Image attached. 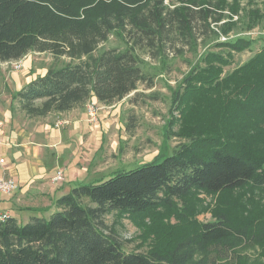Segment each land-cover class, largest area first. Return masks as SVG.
<instances>
[{"label": "trees", "instance_id": "trees-1", "mask_svg": "<svg viewBox=\"0 0 264 264\" xmlns=\"http://www.w3.org/2000/svg\"><path fill=\"white\" fill-rule=\"evenodd\" d=\"M225 7L219 0H0V63H18L32 52L54 59L15 95L27 118L81 110L93 97L113 105L140 85L153 88L143 56L165 60L170 49L198 58L190 77L217 84L223 115L215 133L199 134L161 160L75 186L48 218L9 216L0 223V264H217L212 256L223 260L238 247H264L263 219L227 213L147 253L129 252L112 228L105 231L113 212L142 218L195 192L264 191V38L253 47L252 38L229 37L256 28L259 10L239 16V25L223 23ZM232 11L239 15L238 6ZM111 37L119 45L102 50ZM246 45L251 57L239 63ZM63 57L69 62L55 65Z\"/></svg>", "mask_w": 264, "mask_h": 264}, {"label": "rangeland", "instance_id": "rangeland-1", "mask_svg": "<svg viewBox=\"0 0 264 264\" xmlns=\"http://www.w3.org/2000/svg\"><path fill=\"white\" fill-rule=\"evenodd\" d=\"M219 1L226 3L225 9L221 11L223 23L235 22L240 25L239 16L247 14L248 17L251 11L259 10V25L256 28L249 32L232 31L229 37L241 35L252 38L253 42L250 40L248 46L261 45V38H264V0ZM233 5L238 6L239 15H234ZM225 39L226 37L221 36L222 41ZM118 45L119 41L111 37L101 49ZM180 47L181 45H178V48ZM169 51L165 60L154 59L146 54L143 56L144 69L154 80L153 88L140 85L136 94L129 95L113 105L101 104L93 97L91 101H94L98 108L96 121L89 119L87 105L83 109L86 110L91 124L99 121L100 112L106 116L103 124L110 123L107 127L109 130L106 128L104 135V155L99 157L104 160L100 164L103 170L101 175L105 179L119 171L135 170L153 160H161L171 154L178 145L200 137L199 134L207 136L215 133V123L223 119L220 113L222 105L218 106V94L221 89H218L215 82L212 85L197 82L196 78H201L200 74L190 77L198 58L188 51L180 56L172 49ZM202 51L201 47L199 53ZM30 54L32 57H38L33 60L35 70L40 67L48 70L54 63V59L48 54ZM250 57L251 53L246 45L237 60L242 63ZM61 61L55 65L61 66L69 62V59L63 57ZM9 64L6 65L7 69L15 70L21 67L19 63ZM177 93L183 94L182 100L178 101ZM224 93L227 94V90H224ZM128 123H131V128H127ZM219 213L233 214L235 220H264V191L243 188L223 196L195 192L172 206L160 207L142 218L113 212L106 216L108 228L105 231L110 233L112 228L129 252L147 253L157 248L167 249L174 242L198 229L201 224L214 220ZM44 217L48 218L49 215ZM263 250L264 247L255 244L238 247L223 260H217V257L212 255L210 257L212 256L217 264H264Z\"/></svg>", "mask_w": 264, "mask_h": 264}, {"label": "crops", "instance_id": "crops-1", "mask_svg": "<svg viewBox=\"0 0 264 264\" xmlns=\"http://www.w3.org/2000/svg\"><path fill=\"white\" fill-rule=\"evenodd\" d=\"M34 59L38 57L28 54L15 70L6 68L9 63H0V155L6 160L0 166V179L5 173L18 185L11 195L0 193V212L20 222L50 216L58 209L57 200L75 186L104 178L100 164L104 160L99 157L104 155V135L110 126L103 124L102 112L99 121L91 124L83 109L27 118L15 95L46 74L44 67L34 69ZM60 170L64 178L56 182Z\"/></svg>", "mask_w": 264, "mask_h": 264}, {"label": "built area", "instance_id": "built-area-1", "mask_svg": "<svg viewBox=\"0 0 264 264\" xmlns=\"http://www.w3.org/2000/svg\"><path fill=\"white\" fill-rule=\"evenodd\" d=\"M87 113H88L89 119H91L92 121L97 120L98 108L94 101H90L87 104ZM5 163H6L5 158H3L0 155V166H4ZM63 178H64L63 171L60 170L57 172V175L54 181L58 182V181L63 180ZM17 188H18V185L16 181L4 173L3 177L0 179V193L5 194V195H11ZM8 217H9L8 213L0 212V223L5 222L8 219Z\"/></svg>", "mask_w": 264, "mask_h": 264}]
</instances>
